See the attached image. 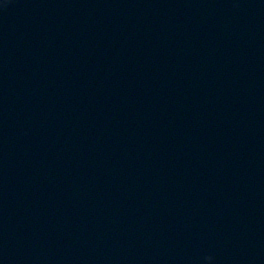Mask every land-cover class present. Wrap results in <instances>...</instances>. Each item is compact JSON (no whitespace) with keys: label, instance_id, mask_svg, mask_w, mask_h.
Returning a JSON list of instances; mask_svg holds the SVG:
<instances>
[{"label":"water","instance_id":"1","mask_svg":"<svg viewBox=\"0 0 264 264\" xmlns=\"http://www.w3.org/2000/svg\"><path fill=\"white\" fill-rule=\"evenodd\" d=\"M0 264H264V0H0Z\"/></svg>","mask_w":264,"mask_h":264},{"label":"clouds","instance_id":"2","mask_svg":"<svg viewBox=\"0 0 264 264\" xmlns=\"http://www.w3.org/2000/svg\"><path fill=\"white\" fill-rule=\"evenodd\" d=\"M205 259L211 261L213 259V256L211 254H208Z\"/></svg>","mask_w":264,"mask_h":264}]
</instances>
